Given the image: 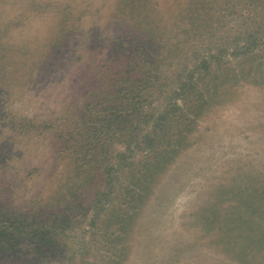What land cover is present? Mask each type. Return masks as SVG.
Here are the masks:
<instances>
[{"label":"rangeland","instance_id":"rangeland-1","mask_svg":"<svg viewBox=\"0 0 264 264\" xmlns=\"http://www.w3.org/2000/svg\"><path fill=\"white\" fill-rule=\"evenodd\" d=\"M118 88L141 98L135 129L91 153L114 171L57 201L69 161H92L70 132ZM59 205L44 264H264V0H0V216Z\"/></svg>","mask_w":264,"mask_h":264},{"label":"trees","instance_id":"trees-1","mask_svg":"<svg viewBox=\"0 0 264 264\" xmlns=\"http://www.w3.org/2000/svg\"><path fill=\"white\" fill-rule=\"evenodd\" d=\"M121 91H123V88L110 90V94L107 95V93H105L103 95L105 96L103 101L98 102L96 105H94V102L88 104L86 110L90 109V112L86 114L85 111V113L82 114L83 120L81 121V124L76 126L77 128L70 132L66 141V143L68 144L70 143V141L80 140L81 138H76L82 137L83 132L85 131V133L87 134L86 141L90 139L92 144L88 146V150L86 152L82 151L83 153L81 154L85 155L86 158H89L90 156L92 158V161L91 159L84 160L85 162L81 165L77 164L79 161L78 158L69 161L70 164H68L65 168L66 171H68V169H72L73 165H76L80 169L73 171V176H71L68 181H65V179L67 178V174L63 176L62 181L64 183L61 184L62 181L59 182V186L57 188L58 190L53 196V198L55 197L56 200L58 199L57 201H59L62 197L70 196L73 193L76 196H86L89 193H93L92 191L94 190V184H92L88 176L92 175L96 171H98L97 173L99 174L103 173L104 176H107L114 171L115 168L112 167L113 165L107 166L102 171L101 168H97L96 170L97 165L93 164L92 162H94V160H98L100 157L97 158L91 153L94 152L95 155L99 156L103 155L104 159L109 158L108 155L111 153L110 149L114 144L113 141L116 140L115 136L116 134H118V132H120V129H124L123 131H126L127 124L131 125V128H129L127 131L135 129V123L137 122V113H139L140 111L137 101H141V98L137 99L136 96H133L130 106L125 107V99H127L125 98L126 95H124V97L116 95L118 93H121ZM93 106L98 107L93 109ZM94 112L97 113L96 118L95 120H93V122H90L89 118ZM93 123H96L98 128H93ZM121 124L124 125L122 128ZM89 133L98 136L94 140H92L91 138H89ZM129 133H131L129 134V136L133 134L132 132ZM127 137L128 136L122 138V144L126 146L128 145L129 147L133 143V141L132 138ZM166 137L164 139H166ZM168 137H171V135L169 134ZM80 142L82 144L81 146H83L84 150H86V146L83 145L85 144L84 140L81 139ZM76 152H78V149H76ZM119 157L121 159V164L124 165L127 163L128 159L126 157V154L121 153ZM159 157L160 155H158V158ZM63 158L65 159V157ZM154 160L156 159L150 157L148 163H152L154 162ZM157 160L160 161V159ZM88 164H90L88 166V169L92 165L90 171L84 169ZM146 165L148 168L152 166L150 164ZM93 166L94 168L92 169ZM134 169L131 168V170H129L127 174L132 176ZM77 172H80V176H77ZM60 186L63 187V189H61ZM115 187L116 186L114 185V182L109 184V188H112V190H114ZM121 196L123 203L127 204V198L130 196L127 187H123V189L121 190ZM75 199V196L71 198H64L66 202L64 203L65 206H68V208L74 210L76 208V205L78 204V201ZM55 202V199H53L47 205L51 206L52 203L56 205ZM130 205L131 204L129 203L128 207H130ZM59 206L60 209L61 207H63L61 205ZM101 208L98 209H101V211L104 210L103 207ZM46 210L47 211L45 212L51 211V209ZM62 214H66V211L63 209H53V211L50 212L48 216L41 219V222L38 221L40 218L38 217L36 212L27 214L21 213L18 219L14 220L13 222L12 218H5L3 216H0V218L3 219H0V264H6L4 262V259L2 258L3 256H6V253L12 256L18 255L23 260V264H29L28 260L30 259V263L34 262V264H44L46 261H56V254L62 246V243H59L61 237L57 236V230L67 229L70 227L67 226L69 221L61 220L59 218V216ZM122 216L126 219L127 223L134 218L130 211L124 213ZM50 218H53V223L49 221ZM52 237H54L56 241H54Z\"/></svg>","mask_w":264,"mask_h":264}]
</instances>
